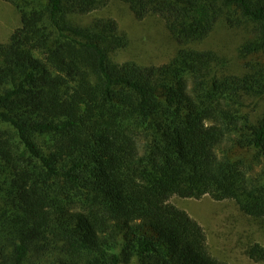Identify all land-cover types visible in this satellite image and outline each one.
<instances>
[{
	"label": "trees",
	"instance_id": "obj_1",
	"mask_svg": "<svg viewBox=\"0 0 264 264\" xmlns=\"http://www.w3.org/2000/svg\"><path fill=\"white\" fill-rule=\"evenodd\" d=\"M3 1L20 25L0 42V264H230L168 199L264 225V0H118L164 20L179 47L160 65L114 61L117 22L81 19L112 0ZM220 23L249 27L242 74L192 47Z\"/></svg>",
	"mask_w": 264,
	"mask_h": 264
},
{
	"label": "rangeland",
	"instance_id": "obj_2",
	"mask_svg": "<svg viewBox=\"0 0 264 264\" xmlns=\"http://www.w3.org/2000/svg\"><path fill=\"white\" fill-rule=\"evenodd\" d=\"M97 17L114 19L127 36V46L112 55L116 62L134 61L140 65H160L168 62L179 47L160 16L148 15L137 19L121 1L112 0L102 9L81 19L87 22ZM19 25L20 18L16 9L0 0V42H5ZM248 28L245 23L239 27L220 23L206 39L192 47L212 49L219 54L230 73L242 74L245 72L246 62L252 59L251 55L243 57L240 53L241 46L253 39ZM261 59L263 61L264 57ZM244 109L251 111L252 107L247 104ZM168 202L186 211L204 227L209 250L215 257L230 264H264V260L253 261L245 253L251 243L256 242L264 247V225L244 216L233 200H215L208 193L198 198L173 194Z\"/></svg>",
	"mask_w": 264,
	"mask_h": 264
}]
</instances>
